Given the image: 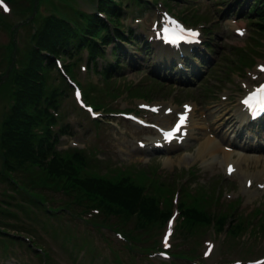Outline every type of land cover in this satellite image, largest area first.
<instances>
[{"label": "rangeland", "instance_id": "obj_1", "mask_svg": "<svg viewBox=\"0 0 264 264\" xmlns=\"http://www.w3.org/2000/svg\"><path fill=\"white\" fill-rule=\"evenodd\" d=\"M3 1L4 5L0 4V232L9 246L0 253V264H256L257 259L264 257V177L253 180V194L242 188L247 179L243 171L264 175V158L234 150L218 136L228 133L237 140L234 131L239 136H261L264 132L258 134L256 127L238 116L239 92L261 77L257 65L264 64V17L258 18L253 12L243 19L245 13H232L237 9L247 13L253 0H238L235 4L234 0H143L146 6L140 9L139 16L128 11L126 23H133V28L144 32L140 38L152 40L154 54L145 58L137 43L133 46L123 42L125 68L114 77L101 75L100 66L104 63L99 58L96 64L97 60L91 59L87 49L78 50L74 59L59 58L69 74H65L68 81L64 79V85L71 83L70 89L66 86L65 94L60 79L49 72L44 92L51 96L52 88L58 86L54 90L60 94L58 99L28 111L35 117H32L36 122L35 126L32 124L33 132L48 133L46 138L59 140L57 146L63 151L48 160L45 153H40L31 161L20 156L24 152L16 149L17 140L5 132L8 110L19 94L15 79L35 43L33 33L37 29L48 30L59 16L79 22L76 14L92 10L95 1ZM232 4L234 7L229 11ZM167 9L199 23L191 24L202 28L204 42L214 43V51L206 54L209 62L215 64L208 72L206 64L198 63L199 68L205 69L193 86L179 84L172 78L178 66L175 71L166 70L167 64L172 66L162 57L167 50L153 41L151 26ZM235 27L243 28L245 35L235 34ZM111 48L106 47L107 55ZM179 57L174 53L171 58L177 62ZM187 60L183 64L189 69ZM71 81L81 87L88 103H103L97 109L102 113L98 122L92 121L76 101ZM130 84L137 88L140 98L130 95ZM103 90H116L119 94L106 96L103 101L100 94ZM163 101L178 105V111L183 109L184 102L195 106L190 138L168 150L153 146L156 132L151 133L119 115V112H135L167 126L162 112L152 116L141 110L142 103L160 105ZM173 119L174 116L171 122ZM15 135L21 137L22 131ZM208 141L221 143L216 154L207 155L203 144ZM139 142L146 143L145 151L138 148ZM78 148L83 151H76ZM224 150L234 155V160L229 162L245 161L243 170L235 175L227 174L224 157L228 153ZM36 152H40L39 146ZM93 152L97 157L90 156ZM252 158L257 160L251 162ZM91 177L117 183L127 179L144 188L145 196L156 198L162 208L171 209V215L175 214L169 216L167 223L152 224L151 219L140 231L134 227L136 236L133 231L121 232L113 217L106 222L85 214L88 201L84 190ZM192 207L209 219L188 218ZM150 211L159 214L157 209ZM239 217L253 224L246 229V223L239 221ZM209 244H212L211 252L206 256ZM162 250L173 256L162 257Z\"/></svg>", "mask_w": 264, "mask_h": 264}, {"label": "trees", "instance_id": "obj_2", "mask_svg": "<svg viewBox=\"0 0 264 264\" xmlns=\"http://www.w3.org/2000/svg\"><path fill=\"white\" fill-rule=\"evenodd\" d=\"M113 2L114 0H102V10L110 15L118 12V9L112 4ZM105 28L106 22L90 13L83 15L79 22L58 19L38 39L37 45L30 51L31 58H28L23 69L16 77L19 93L17 104L10 109L8 115V126H6L5 133H10L12 134L11 137H15L17 140L16 149L22 150L24 153H30V147L35 142L42 141L41 133L34 135L31 133L30 128L33 120L28 108H37L41 105L39 98L40 81L44 79L45 83L49 71L58 70L53 56L55 54L72 55L84 46H88L91 50L94 49L97 53L102 54L103 51L94 41L93 36L101 33ZM102 39L107 43L111 39V35L105 33ZM20 129L22 136L18 138L15 134ZM87 180L88 188L85 191L90 202V208L86 209L92 215H96L93 208H98L101 215H118L117 217L123 216L125 218L132 217L128 213H137L134 216L137 217L138 222L159 215L157 212L153 214L150 211V209L158 210L157 199L143 195L142 188L128 182V180H123L122 185L93 177ZM119 211L123 212L119 213ZM191 216L197 220L205 219L207 221L209 219L196 209H192Z\"/></svg>", "mask_w": 264, "mask_h": 264}, {"label": "snow or ice", "instance_id": "obj_3", "mask_svg": "<svg viewBox=\"0 0 264 264\" xmlns=\"http://www.w3.org/2000/svg\"><path fill=\"white\" fill-rule=\"evenodd\" d=\"M170 24L174 25V27L170 30L169 27L164 28V33L165 39L168 42L171 43H177L178 40L184 39L185 36L183 35L184 33H188L192 38H195L198 34L195 32H192L191 30H185L180 26L178 23L175 21H170ZM264 70V69H262ZM77 96H79V93H77ZM245 105H248L251 108H258L260 111H264V85H260L253 93H251L245 100H244ZM186 111L183 113L180 117V120L177 124V126L173 129L172 132L167 133V136H172L174 132H178L181 128L186 123V117H187V109L188 106H185ZM153 111H156V109H153ZM255 114V113H254ZM229 173L233 171L231 166H229L228 169ZM165 244L167 246V237L165 238ZM259 264V262H258Z\"/></svg>", "mask_w": 264, "mask_h": 264}, {"label": "bare ground", "instance_id": "obj_4", "mask_svg": "<svg viewBox=\"0 0 264 264\" xmlns=\"http://www.w3.org/2000/svg\"><path fill=\"white\" fill-rule=\"evenodd\" d=\"M166 107H168V106H166ZM166 107H165V109H166ZM171 107H173L174 109H176L177 110V105H174V104H171ZM164 109V110H165ZM164 110H162V113L164 114L165 112H164ZM193 113H194V110L192 111V112H190V114H189V119H190V122H191V118H192V115H193ZM170 116H173V114H171ZM166 117V116H165ZM170 120L171 119H168L167 118V124H169L170 123ZM164 121V120H163ZM166 125V124H165ZM188 127V126H187ZM164 128H166V127H164ZM189 130H190V128H188ZM192 129V128H191ZM136 132H138V131H136ZM135 132V134H137ZM131 133H133V132H131ZM141 133V132H140ZM129 134V133H128ZM134 134V133H133ZM144 134V133H143ZM190 133H188V135H187V137H186V139L185 140H187L188 138H189V135ZM130 135V134H129ZM137 135H139V133L137 134ZM141 135V134H140ZM142 136V135H141ZM141 136H138V137H141ZM129 138V137H128ZM137 138V137H136ZM140 139V138H139ZM119 140V139H118ZM128 140V139H127ZM115 141H116V139H115ZM114 141V142H115ZM123 141H125V140H123ZM131 141V140H130ZM139 141V140H138ZM119 142H120V140H119ZM112 143H113V141H112ZM118 144V143H117ZM116 144V145H117ZM120 144V143H119ZM130 146V145H129ZM115 147V146H114ZM117 148V147H116ZM130 148V147H129ZM203 148H205V149H207V155H214V154H216V152L218 151V148H219V145L218 144H212V141H208V142H206V144L205 145H203ZM138 149V148H137ZM121 152V151H120ZM125 155V154H124ZM232 157H234V156H232V153H228L227 155H226V158H225V160L227 161V165L229 164V159H231ZM249 161V160H248ZM238 163V162H237ZM244 163H245V161H244ZM227 165H226V167H227ZM244 165H242L241 163H239V165L238 166H236L235 167V169H234V171H233V173H235L237 170H238V168H242ZM246 166V165H245ZM244 168V167H243ZM248 168V167H247ZM247 168H245V169H247ZM250 168V167H249ZM258 169V168H257ZM256 169V170H257ZM243 170V169H242ZM252 170V169H251ZM255 170V169H254ZM255 170V171H256ZM253 171V170H252ZM243 173H244V175H246V176H248V179H249V176H251V178H252V180H258L259 178H263L264 177V175H258V174H254V173H250V172H248L247 170L246 171H243ZM235 175V174H234ZM256 182V181H255ZM256 184V183H255ZM254 186V185H253ZM242 188H246V189H249V191H250V187H248L247 186V184L246 185H244V186H242ZM257 190V189H256ZM251 192V191H250Z\"/></svg>", "mask_w": 264, "mask_h": 264}]
</instances>
